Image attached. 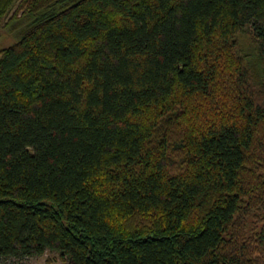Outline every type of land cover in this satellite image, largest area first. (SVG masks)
<instances>
[{"label":"trees","instance_id":"obj_1","mask_svg":"<svg viewBox=\"0 0 264 264\" xmlns=\"http://www.w3.org/2000/svg\"><path fill=\"white\" fill-rule=\"evenodd\" d=\"M47 249L264 264V0H0V264Z\"/></svg>","mask_w":264,"mask_h":264},{"label":"rangeland","instance_id":"obj_2","mask_svg":"<svg viewBox=\"0 0 264 264\" xmlns=\"http://www.w3.org/2000/svg\"><path fill=\"white\" fill-rule=\"evenodd\" d=\"M196 115L197 114L195 112H190L187 114L186 118L189 119L190 121H193V119L196 118ZM47 259L52 260L53 264L63 263V259H61L59 253L51 249H47L45 253L42 255L25 257L23 258V261L28 264H44L47 261Z\"/></svg>","mask_w":264,"mask_h":264}]
</instances>
